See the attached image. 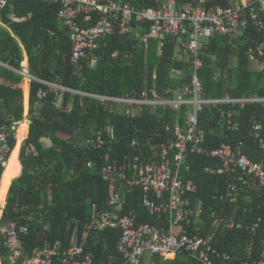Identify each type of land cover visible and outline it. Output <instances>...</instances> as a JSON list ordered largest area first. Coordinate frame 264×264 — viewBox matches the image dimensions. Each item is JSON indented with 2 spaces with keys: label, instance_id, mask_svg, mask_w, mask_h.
<instances>
[{
  "label": "trees",
  "instance_id": "obj_1",
  "mask_svg": "<svg viewBox=\"0 0 264 264\" xmlns=\"http://www.w3.org/2000/svg\"><path fill=\"white\" fill-rule=\"evenodd\" d=\"M116 1L144 9L158 8L164 0ZM176 2L207 7L241 4L240 0ZM58 8L51 2L14 0L0 9V123L9 126L22 123L17 127L20 141L26 130L21 147L18 139L15 140V131H11L9 142L13 150L5 169L0 165V209L5 202L0 225L14 221L27 227V233L20 234L26 253L38 246L58 243L61 254L75 243L97 264L108 261L124 264L116 250L120 231L110 225V214L131 215L137 223L159 226L166 225L168 219L162 211L150 215L145 210L140 187H128L114 178L105 180L102 167L135 156L145 161L159 160L160 145L173 139L172 129L177 123L184 124L188 108L144 106L129 115L113 102H101L79 92L123 96L136 95L145 87L162 92L166 87H180L189 81L188 62L184 48L174 37L162 35L143 43L140 35L146 30L147 22H138L127 33L114 28L85 58L74 64L68 30L58 17ZM160 40L164 43L161 53ZM260 44H264V31L251 20L239 34L205 40L206 55L199 71L203 96H264V55L253 58ZM26 61L28 74L34 78L30 80L28 123L23 121V93L27 82L21 74ZM41 81L71 91L53 89L38 100L37 91L48 88ZM219 107L225 113L231 112L230 119L238 123L236 128L227 129L221 122L225 118L221 117ZM252 117L262 124L264 131V104L206 105L199 113V122L205 131L202 147L214 149L221 144L242 141L245 154L264 166V150L249 135ZM110 128L115 136L111 141ZM97 135L104 144L88 143ZM219 165L220 160L216 158L191 151L186 154L182 179L196 184L198 190L193 201L201 203L200 229L196 231L190 224L189 233L211 237L214 247L231 255L229 264H261L264 187L252 178H247V184H241L237 182L238 175L205 170ZM231 184L241 186L235 203L220 198ZM116 192L122 196L120 208L109 204ZM221 217L233 221L235 226L226 228L219 221ZM258 218L257 227L247 229ZM239 223L242 227L236 226ZM0 257L7 264L8 251L1 236ZM59 258H54V264H60ZM150 260L154 264H200L186 254L173 258L154 254ZM142 261L141 257L139 263ZM216 263L222 264V261Z\"/></svg>",
  "mask_w": 264,
  "mask_h": 264
},
{
  "label": "built area",
  "instance_id": "obj_2",
  "mask_svg": "<svg viewBox=\"0 0 264 264\" xmlns=\"http://www.w3.org/2000/svg\"><path fill=\"white\" fill-rule=\"evenodd\" d=\"M14 0H0V9L10 5ZM51 2L59 6L58 17L68 30L71 43V59L76 64L85 58L98 41L105 39L114 28L120 33H127L134 29L133 23L147 22L146 30L140 35L143 43L151 39H159L162 35L177 39L180 47L184 48L185 59L188 62L186 71L189 81L180 87H166L162 92L154 87H145L136 95L110 96L88 94L101 102H113L119 105L129 115H134L144 106L167 107L172 110L188 108L184 124L177 123L173 129V139L169 143L160 145L159 160L145 161L139 156L125 158L121 162L106 164L102 167L105 180L117 179L128 187L142 189L141 204L150 215L162 211L167 215L166 225L137 223L131 215L110 214V225L120 231L116 243V250L121 254L124 264H138L144 254L161 255L186 254L200 264H229L232 257L226 251L214 247L211 237L190 234L187 228L192 224L194 230L200 229L201 203H194L193 197L197 193V186L191 181L182 179L183 163L188 151L203 154L208 158L220 160L215 168L206 167L210 173H230L238 175V183L247 184L248 179H254L259 186L264 187V166L250 159L243 150L242 141L237 144H221L214 149H205L202 144L205 131L199 122V113L206 105L230 104L244 106L248 103L264 104V96L250 95L242 97L206 98L203 96V86L199 78V71L203 66L206 50L205 40L214 36H233L247 28L248 21H252L259 30L264 31V0H244L234 7L218 5L203 6L192 3L181 4L176 0H164L158 8L148 7L136 9L128 3L116 0H38ZM159 41V53L163 47ZM205 54V55H204ZM264 55V44L255 48L253 58ZM177 73L180 70L176 71ZM30 80L34 79L26 69L21 72ZM37 80V79H35ZM40 81V80H39ZM47 89H39L36 93L38 100L44 99L51 90H66L58 84L47 83ZM222 123L227 129L236 128L238 123L230 119L231 112L221 110ZM250 137L264 150V131L262 124L252 117L250 120ZM17 125L9 126L0 123V165L5 167L11 154L9 137ZM168 130L169 128L166 127ZM15 137V133H14ZM113 128L109 129V140L114 139ZM104 144L100 135L96 139H89L88 143ZM135 141L132 142L134 144ZM92 163H87L91 166ZM240 185L231 184L220 194L224 201L235 203L238 200ZM122 196L116 192L109 199V204L121 206ZM0 218L2 208L0 209ZM226 228H233L234 222L225 217L219 219ZM260 219L248 225L247 229L254 230ZM237 227H242L239 223ZM27 227L16 225L14 221H7L0 225V236L8 251L7 264H54V258L60 256V264H97L90 254L85 253L81 245L73 244L61 254L58 243L35 247L26 253L20 234H26ZM264 264V258L260 261ZM0 264H3L0 257ZM104 264H114L108 261Z\"/></svg>",
  "mask_w": 264,
  "mask_h": 264
},
{
  "label": "rangeland",
  "instance_id": "obj_3",
  "mask_svg": "<svg viewBox=\"0 0 264 264\" xmlns=\"http://www.w3.org/2000/svg\"><path fill=\"white\" fill-rule=\"evenodd\" d=\"M241 1H244V0H240V2ZM233 63H234V61H233ZM26 66V65H25ZM22 67H23V69H25L24 68V65L22 64ZM23 79H25L26 80V82H27V84L25 85L26 86V90H25V93H23V108H24V119H23V121H26L27 123H28V110H29V91H30V81L28 82V79L26 78V77H24ZM23 81V80H22ZM23 89H24V86H23ZM23 92H24V90H22ZM25 94V95H24ZM36 105H38L37 103H36ZM120 110H122V108L120 109ZM22 121V122H23ZM22 124V123H21ZM20 124V125H21ZM20 125L18 126V129H19V127H20ZM18 129H17V127H16V129H15V140H16V142H17V139H18V145H20L19 147H21V145H22V141H24L23 139H25L24 138V135H25V132H26V130H25V132H24V134H23V137H22V139H21V141H20V137H18ZM16 130H17V132H16ZM26 136H27V133H26ZM16 142H15V144H16ZM20 142V143H19ZM46 143H48V139H46ZM13 150V149H12ZM20 151V150H19ZM19 158V157H18ZM7 165V164H6ZM6 167V166H5ZM5 169V168H4ZM20 172H21V170H20ZM20 172H19V174H20ZM2 173H3V171H2ZM0 180H1V177H0ZM11 184V183H10ZM9 188V187H8ZM7 192H8V190H7ZM7 192H6V197H7ZM6 197H5V201H6ZM4 205H5V202H4V204H2V206H1V208H3L4 207ZM0 214H1V212H0ZM165 257H167V258H173L174 257V255L173 254H168V255H166ZM143 261H142V263H138V264H154L151 260H150V255L149 254H144L143 255Z\"/></svg>",
  "mask_w": 264,
  "mask_h": 264
},
{
  "label": "crops",
  "instance_id": "obj_4",
  "mask_svg": "<svg viewBox=\"0 0 264 264\" xmlns=\"http://www.w3.org/2000/svg\"><path fill=\"white\" fill-rule=\"evenodd\" d=\"M25 65L26 66H24V68L27 70V61H26V63H25ZM23 75V74H22ZM24 76V75H23ZM24 77H26V76H24ZM23 77V78H24ZM29 81H30V79L28 78V77H26ZM28 81V82H29ZM22 86H23V83H22ZM20 123V122H19ZM19 123L17 124V125H19ZM18 127V126H17ZM28 128H29V125H28ZM27 133H28V130H27ZM25 136V135H24ZM45 142H46V140H44ZM19 150H20V148H19ZM16 157H17V155H16ZM18 157H19V153H18ZM19 158H17V160H18ZM18 162H19V164H20V170H21V163H20V160H18Z\"/></svg>",
  "mask_w": 264,
  "mask_h": 264
},
{
  "label": "bare ground",
  "instance_id": "obj_5",
  "mask_svg": "<svg viewBox=\"0 0 264 264\" xmlns=\"http://www.w3.org/2000/svg\"><path fill=\"white\" fill-rule=\"evenodd\" d=\"M12 152V151H11ZM8 162V161H7ZM7 164V163H6ZM19 176V175H18Z\"/></svg>",
  "mask_w": 264,
  "mask_h": 264
}]
</instances>
